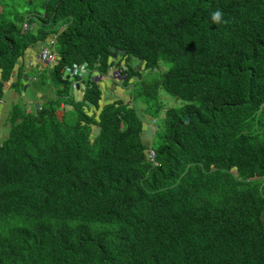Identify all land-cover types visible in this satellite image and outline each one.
Here are the masks:
<instances>
[{"label": "trees", "instance_id": "1", "mask_svg": "<svg viewBox=\"0 0 264 264\" xmlns=\"http://www.w3.org/2000/svg\"><path fill=\"white\" fill-rule=\"evenodd\" d=\"M216 10L227 23L210 21ZM164 11L162 31L153 28L154 16ZM44 13L53 15L54 25L67 24L61 65L89 58L93 46L102 57L118 48L145 59L151 70L160 60L167 70L150 90L161 88L182 104L166 112L160 164L152 166L143 156L136 109L114 121V138L103 128L92 142L91 119L61 80L62 66L50 67L48 83L58 99L36 116L20 106L8 113L14 171L22 166L19 148L26 145L28 153L20 176L0 170V264H62L60 244L67 239L81 244L80 261L72 264H123L104 251V229L140 219L156 220L163 230L158 257L144 264H264V231L258 236L255 230L264 188L248 203L215 204L234 183L231 167L244 175L264 172V0H161L153 6L137 0H0V85L37 39L21 33L22 24ZM95 22L103 28L91 46L72 49L69 35ZM226 85L240 91L236 101L243 109L230 97L229 106H213L224 99ZM145 102L146 113L156 117L161 105ZM60 103L76 112L58 120ZM227 124L237 128L232 145L219 139ZM207 127L210 137L202 133ZM211 162L219 171L207 170L200 180L186 169Z\"/></svg>", "mask_w": 264, "mask_h": 264}, {"label": "clouds", "instance_id": "2", "mask_svg": "<svg viewBox=\"0 0 264 264\" xmlns=\"http://www.w3.org/2000/svg\"><path fill=\"white\" fill-rule=\"evenodd\" d=\"M137 1L142 5L153 6L161 0ZM93 5L94 2H91L90 6ZM223 17V12L216 10L211 14L210 21L214 24L227 23ZM167 19L166 11L157 13L153 19V28L158 27L162 31L163 24ZM54 21L53 15L47 17L44 13L37 16L32 22L26 19L22 24V31L20 32L33 33L37 36V39L27 45L23 55H19L15 59L11 71L8 72L9 80L2 81L0 85V118L3 115L2 126L6 130V134L0 133V170L12 178L18 177L24 172L28 153L26 145L19 148L22 166L14 171L10 163L12 133L9 129L8 113L15 106H20L26 115L36 116L42 110L44 104L58 99L56 89L48 83L49 76L47 75V70L56 65L62 66L60 78L63 82L70 84L72 98L79 110L91 119L90 140L92 142L103 128L114 138L116 133V128L113 126L114 121H120L121 116L126 111L130 112L131 109H136L135 113L139 120L138 136H140L142 142L141 146L145 161L152 166L160 164L158 152L163 142V140H160L163 130L162 122L166 117L167 110L173 107L165 108V105L160 102L158 105H161V107L158 115L153 117L146 113L145 105L147 104L144 101L145 108L139 112L136 101L140 98L139 94H143V92L138 94L134 88L135 79L140 80V75L146 70H148L146 74H151L154 69L151 70L147 60L136 56H125L118 48H115V50L110 49L108 55L102 57L98 46H93L94 53L89 58L83 56L81 60H74L61 65L62 57L59 47L62 40L60 39L62 32L67 28V24L57 22L54 25ZM101 28H103L102 23L95 22L78 33L70 34L69 40L72 49L80 51L87 46H91L93 39L97 36V31ZM156 63L167 70L162 66V61L158 60ZM102 81L111 83V88L116 94L114 97L102 96L99 88ZM150 89L144 93L150 95L152 92ZM160 90L162 89L160 88ZM224 90L226 91L224 99L214 101L213 106L219 109L229 106L226 97H230L234 101V107L243 109L236 101L240 91L232 85H226ZM101 97H103V102L100 104ZM18 99H21L22 102H19ZM249 102L246 101V105L249 106ZM175 103V106L182 104L179 101H175ZM58 112L63 114L62 117H58ZM75 112L74 107L65 103H60L54 111L55 116L60 121L66 115ZM77 115L79 116V113ZM145 116L151 119V124L142 127V118L144 119ZM103 117L107 120L101 121L100 119ZM236 129L230 128L228 124L221 127L220 141L225 144H234L237 140ZM119 130L124 131L123 122H120ZM202 133L206 137H210L213 133L212 127L205 128ZM153 135L156 137L155 142L150 141ZM229 149L226 148V153ZM186 166V169L193 171L197 180L202 179L208 171H219L214 162H211L208 168L201 163H188ZM221 171L223 172L222 169ZM228 172L233 174L234 183L226 186L222 196L215 201V204L224 201L248 203L256 190L260 193L261 189L264 188V172L244 175L240 174L236 167H231ZM260 228H263L264 231V208L255 219V230L258 236H260ZM104 233V251L109 257L117 258L123 264L152 262L156 260L161 250L163 230L156 220L146 221L140 219L136 224L112 222L106 226ZM60 249L65 256L62 264H72L73 261H80V243L67 239L60 244Z\"/></svg>", "mask_w": 264, "mask_h": 264}, {"label": "rangeland", "instance_id": "3", "mask_svg": "<svg viewBox=\"0 0 264 264\" xmlns=\"http://www.w3.org/2000/svg\"><path fill=\"white\" fill-rule=\"evenodd\" d=\"M36 46H38L36 44ZM135 61V60H134ZM148 70H146L142 75H140V80L135 79L134 80V88L135 92L139 94V92H143V94H139L140 98L136 101L138 104V110L141 112L145 108L144 101L148 100L152 103L159 104L162 102L165 105V108L174 107L176 105L175 101L166 93H164L162 90H157L156 94L154 92H151L150 95H146L144 93L146 90H149L150 88L159 85L163 79V74L166 72L164 68L161 66H158L154 69V71L151 74H146ZM100 91L102 93V96L106 95L107 97H114L116 94L114 93V90L111 88V83L102 81L99 84ZM141 88V89H140ZM19 102H22L21 99H18ZM103 102V97H101L100 104ZM178 104V103H177ZM145 105V106H144ZM62 113L58 112V117H62ZM3 122V115L0 118V133L6 134V130L3 129L2 126ZM151 124V119L147 118L146 116L144 119L142 118V127H145L146 125ZM152 142L156 141V137L153 135L152 139L150 140Z\"/></svg>", "mask_w": 264, "mask_h": 264}]
</instances>
